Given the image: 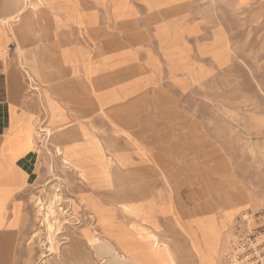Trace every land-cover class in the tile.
<instances>
[{"label":"rangeland","instance_id":"374dc122","mask_svg":"<svg viewBox=\"0 0 264 264\" xmlns=\"http://www.w3.org/2000/svg\"><path fill=\"white\" fill-rule=\"evenodd\" d=\"M23 4L2 0L0 99L38 177L0 191V264H120L111 245L135 264H231L264 246V0H33L65 102L34 74L33 32L8 23Z\"/></svg>","mask_w":264,"mask_h":264},{"label":"crops","instance_id":"0c3cea01","mask_svg":"<svg viewBox=\"0 0 264 264\" xmlns=\"http://www.w3.org/2000/svg\"><path fill=\"white\" fill-rule=\"evenodd\" d=\"M96 1V0H95ZM102 2V0H97ZM253 0H237L239 5H248L249 2ZM242 2V3H241ZM15 10L12 7L7 8L3 12L2 0H0V50L3 53L6 45L10 43L11 40H15L13 36L7 35V42L5 44V28H4V19L3 14L14 13ZM16 13V12H15ZM45 20V18L43 19ZM67 21L60 20V22L55 25L56 38L61 43H65L64 40H67ZM59 28V29H58ZM78 55V53H76ZM3 57V56H2ZM4 67V63L3 66ZM5 74V73H4ZM3 78V80H5ZM5 87L3 89V92ZM11 111L7 107V101L0 99V148H2L6 141L5 154L12 163V173H4L0 170V191L4 192H14L15 189H22L30 181L35 180L38 177L37 173V164L39 162V156L36 154L35 149H29L30 141L27 137H23L22 134L20 137L15 138V133H12L11 136L7 135L11 129ZM7 136V138H6ZM5 157L0 156V161ZM15 176V182H11L13 175ZM15 185V186H14Z\"/></svg>","mask_w":264,"mask_h":264},{"label":"bare ground","instance_id":"6f19581e","mask_svg":"<svg viewBox=\"0 0 264 264\" xmlns=\"http://www.w3.org/2000/svg\"><path fill=\"white\" fill-rule=\"evenodd\" d=\"M32 2H33V0H24V4H23L22 8L19 10V14L11 15L9 17V22L8 23H10L13 28H14V25H13L14 23H17V22L18 23L19 22L22 23L21 24L22 29L19 30V29H15L14 28V32H15L14 34L15 35H17L16 32L18 30V32H22V35L26 38L27 37V32H25V33L23 32L26 26H28V32H33L34 38L38 39V40H37V42L34 45H31L28 50L31 52L30 54L32 55L34 61L39 59V63L34 62V74L39 79V82H41L42 84L46 83L47 85H50L51 86L50 89L55 93V95L58 98H60L63 102H65V101L68 100V96H69L70 92L65 87V83L64 82H59V83L56 82L55 77L53 75L54 74L53 69L50 68L48 65H46V63L44 61L45 58L43 59V56L47 53V47H46L45 43L41 42V40H40V38L42 37V31L32 27V26H34L33 24H38L39 20L36 21L35 14H33V15L28 14L27 16H25L28 13V10L33 8L32 7ZM38 3L41 5L42 4V0H38ZM66 62H67V60H66ZM51 79H52V82L49 83V81ZM1 213H2V208L0 206V214ZM1 242L2 241H0V243ZM0 247H1V245H0ZM154 247H155V245H154ZM155 248H157V247H155ZM109 250L111 252L115 253L116 258H117V260H118V262L120 264H135L134 261H132V259H130L129 257H126L124 254H121L119 249H117V247L111 245L109 247ZM166 255H167L168 263L169 264H174L169 252L166 251ZM175 263H176V260H175ZM102 264H110V263H108L106 261H103Z\"/></svg>","mask_w":264,"mask_h":264},{"label":"built area","instance_id":"2783aa9c","mask_svg":"<svg viewBox=\"0 0 264 264\" xmlns=\"http://www.w3.org/2000/svg\"><path fill=\"white\" fill-rule=\"evenodd\" d=\"M243 248L245 249L244 254L237 256L236 262L231 264H264V246H258L256 249H247L246 246Z\"/></svg>","mask_w":264,"mask_h":264}]
</instances>
